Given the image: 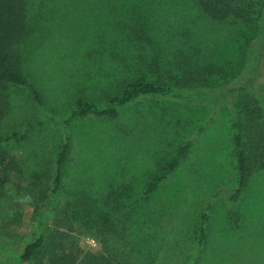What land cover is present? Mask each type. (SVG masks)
<instances>
[{"label": "rangeland", "instance_id": "1", "mask_svg": "<svg viewBox=\"0 0 264 264\" xmlns=\"http://www.w3.org/2000/svg\"><path fill=\"white\" fill-rule=\"evenodd\" d=\"M146 8L154 20L152 48L168 57L183 49L203 65L224 66L225 78L140 98L120 107L115 119L67 125L77 92L103 106L127 65H139L128 28L146 19L138 13ZM27 9L31 31L15 49L42 102L28 88L8 89L0 134L25 131L27 138L8 146L18 165L0 191V264H34L17 258L38 237L43 219L48 233L59 228L83 250L101 255L110 249L129 264H264V171L235 203L242 217L237 229L229 220L237 180L231 127L236 95L219 92L243 83L237 72L252 30L212 20L195 0H28ZM263 39L260 34L258 42ZM126 53L131 62L123 60ZM167 61L159 62L162 74L174 68ZM66 134L70 156L50 218V189ZM189 139L194 144L180 167L145 196L151 173ZM211 198L207 238L199 245L198 218Z\"/></svg>", "mask_w": 264, "mask_h": 264}, {"label": "trees", "instance_id": "2", "mask_svg": "<svg viewBox=\"0 0 264 264\" xmlns=\"http://www.w3.org/2000/svg\"><path fill=\"white\" fill-rule=\"evenodd\" d=\"M195 1L201 12L212 20L222 22L232 20L252 30L246 41V52L241 58V68L237 72L241 80L244 79L243 83L219 91L225 93L227 98L236 95L231 105L233 115L231 127L237 180L230 198L232 204L229 209V220L235 228L241 230L242 217L235 208V203L242 198L253 176L264 171V80L262 81L264 51L261 50L264 39L262 43L258 42L259 35L264 34V0ZM27 8L28 0H0V130L9 108L10 87L28 88L34 99L42 102L39 89L29 80L22 58L15 49L16 44L26 39L31 31ZM143 11L138 13L146 19H143V22L135 20L128 28L130 31L128 39L132 48L139 52L135 61L139 65H127L129 68L124 79L115 83L114 90L108 93L103 106L87 99L82 92H77L74 107L65 119L67 125L77 119L89 117L115 119L120 114V107L140 98L167 96L176 88L193 89V84L197 86L225 78L224 66L203 65L200 58H194L195 55L183 49L179 52L177 49L172 51L171 57H168L164 49L152 48L155 40L151 38L149 32L152 31L154 20L150 18L151 11L148 8ZM258 44L260 47L257 46ZM164 57L168 60L167 65H174V68L169 67L162 74L161 69L165 65H159V62L161 59L164 60ZM122 58L124 61L132 60L127 53ZM146 62L149 65H144ZM156 63L158 65H155ZM151 73L156 77H152ZM182 97L185 98L183 94ZM26 138L25 131L0 134V191L10 173L16 170L18 165L8 146L22 143ZM193 144V140H187L175 153L158 165L144 184L145 196L154 193L169 179L180 167ZM70 149L71 138L66 134L57 154L53 187L50 189L47 211V216L50 218L54 216L53 212L56 210V197L63 185ZM213 202L211 198L205 203L198 218L199 245H202L207 238ZM74 209L76 210V205ZM63 212L65 217L66 213ZM103 215L104 213H101V216ZM57 224L63 226L62 222L57 221ZM39 228L38 237L28 242L17 258L20 263L33 261L34 264H129L118 259L110 249L101 255L83 250L66 241L65 233L59 228L48 233L44 219L39 222ZM260 261L263 259L260 258Z\"/></svg>", "mask_w": 264, "mask_h": 264}]
</instances>
